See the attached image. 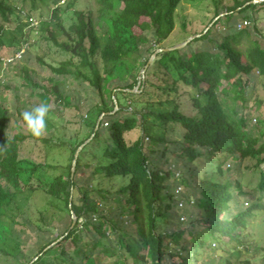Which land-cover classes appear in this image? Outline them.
<instances>
[{
  "label": "trees",
  "instance_id": "trees-1",
  "mask_svg": "<svg viewBox=\"0 0 264 264\" xmlns=\"http://www.w3.org/2000/svg\"><path fill=\"white\" fill-rule=\"evenodd\" d=\"M181 1L0 0V51L10 47V63H15L17 53L36 43L31 41L36 30L43 45L37 60L53 74L41 86L27 66L18 72L24 84L39 89L31 95L48 107L46 137L27 132L20 116L25 109L16 107L11 120L10 103L0 95V236L14 239L18 254L1 246L0 253L20 264H213L206 256L217 243L229 255L215 262L240 264L241 246L264 252L256 236L261 229L264 237V220L255 232L248 222L264 210V101L256 96L248 106L247 90L252 77L264 76V47L246 27L236 29L243 22L256 26L254 13L264 10V1L235 0L219 17L215 0L214 16L200 33L190 34L186 22L179 23L178 43L199 37L148 64L157 49L167 48ZM44 8L51 13L45 16ZM67 15L73 18L68 27ZM35 17L37 27L31 23ZM218 25L225 32L217 38ZM256 35L264 37L260 30ZM53 47L66 56L57 65L46 60ZM2 64L0 58V70ZM70 77L91 88L99 102L95 116L83 119L84 135L78 131L62 140L55 132L64 123L56 125L51 116L62 117L72 106L67 100L75 96L66 91ZM137 86L138 92L130 91ZM184 102L193 115L182 110ZM250 108L257 111L254 118ZM176 129L180 139H170L168 133ZM136 130L137 139L127 138ZM86 141L72 175L75 153ZM30 142L61 152L62 162L33 160L24 153ZM56 167L62 171L50 175L48 168ZM246 170L259 175L260 196L245 206L239 196L245 195L240 178ZM179 183L182 193L174 187ZM34 192L63 205L69 222L56 237L41 234L50 228L41 213L37 221H27L13 206L15 196ZM30 224L41 235L37 250L26 258L22 238Z\"/></svg>",
  "mask_w": 264,
  "mask_h": 264
},
{
  "label": "rangeland",
  "instance_id": "rangeland-1",
  "mask_svg": "<svg viewBox=\"0 0 264 264\" xmlns=\"http://www.w3.org/2000/svg\"><path fill=\"white\" fill-rule=\"evenodd\" d=\"M20 3V2H18ZM235 3V0H218V5H220V12L221 14L219 17H223L225 15V8L233 6ZM216 11V2L215 0H182L181 5L177 11L178 17L177 21L178 24L176 25V29L170 36V38L164 42V44L168 46H175L177 45L179 41H181V36L183 34V31L179 25V23L185 21L186 22V29L187 32L190 34H196L203 31L207 25V21L209 18H212L214 16V13ZM47 13H51V9L44 8V14L47 16ZM38 16V15H37ZM254 16L256 17V26L254 25L253 21L248 22L245 24L243 22L242 24H237L236 29H245L250 30L255 36L259 39L261 42V45L264 47V37L261 35H256L257 31L260 30L264 34V10L254 13ZM218 17V18H219ZM36 18V17H35ZM216 18L214 22L217 21ZM24 22H26L24 20ZM32 26L37 27L38 26V19H34V22H31ZM70 23H73V18L71 19L69 15L64 17V24L68 27ZM11 32H13L11 30ZM186 32V31H185ZM225 32L224 27L222 25H218L215 28V34L217 35V38L220 37ZM14 35L13 33L11 34ZM41 34L36 32V30L33 32L31 36V41H36L34 46L26 47L24 50L16 54V58H18V61L15 63H10L11 60V48L8 46H5L0 51V58L3 60L2 68L0 70V95H5V98L9 101L11 106L10 116L11 120L13 118H16V116H13L15 108L19 107L25 110H28L29 105H39V99L36 97H33L32 93L39 92L38 88H35L34 86H28L22 82L20 77L18 76V72L20 71L19 67L27 66L30 70V75L33 78L34 81L38 82L41 86H46L48 84V79L53 76L52 72L49 70L48 67L40 64V62L37 60V56L43 54V45L41 44ZM194 37V36H192ZM62 38V37H61ZM6 43L9 42L7 38H5ZM192 40H189L188 43H190ZM247 40H244L245 42ZM187 43V44H188ZM179 44V43H178ZM216 50V49H215ZM19 55V56H17ZM47 57V63L51 65H57L58 62L63 61L66 59V56L61 53V51L53 47L49 52ZM156 57V56H155ZM154 57V58H155ZM8 58V59H7ZM153 58V59H154ZM20 59V60H19ZM153 61V60H152ZM150 64V63H149ZM141 76L142 73L140 72ZM143 78V77H142ZM246 79V78H244ZM247 80V79H246ZM71 87V92H69V88ZM248 93L252 96V100H249L248 106H253L254 100L253 98L256 96H260L263 98L264 101V76L260 77H252L251 82L249 83L247 87ZM66 91L67 94H71L75 96L72 100H67L68 103L71 106V108H67L64 112V115L62 117L56 115V113H53L51 116V120L54 121V123L58 126H61V123H64V128H59L57 132H55L62 140L66 139L69 140L70 138L74 137L76 132H80L81 136L84 135V133L87 130V127H85L84 120H88V118H92L95 116V110L98 107L99 98L94 93V91L91 88H88L86 84H80L79 82H74L73 78L70 77L68 82L66 83ZM136 91H138V86L136 87ZM249 95V96H250ZM126 107L128 111H130L132 108L129 104ZM264 106V104H263ZM56 109L55 105L52 106ZM172 105L168 104L166 105V108H171ZM53 108V109H54ZM182 110L188 114L193 115V110L189 103L184 102L182 104ZM63 111V108H62ZM249 113H251L252 117L254 118V115L257 114V111L254 108H250L248 110ZM64 120V121H63ZM148 123L150 127H153L154 129H157V126H153L152 124V117H148ZM253 123H255V120L253 119ZM26 133L25 130H22ZM181 130L176 129L175 131H171L168 133V137L170 139L178 138L180 139ZM44 137L48 136L49 134L44 133ZM140 131L136 130L135 132L129 133L127 135V138L130 140L137 139L139 137ZM59 138V139H60ZM25 154H29V156L37 161V162H47L50 165L57 166L59 163L62 162V154L61 152L57 150H53L49 147H47L42 142H30L28 147L24 149ZM170 159L174 160V155L170 154ZM61 159V160H60ZM207 163V162H206ZM261 167L264 169V165H261ZM226 168H228V164L226 165ZM50 171V175L53 174H59L62 170L59 167L56 168H48ZM180 172L181 168L178 165V168L176 169V178L180 179ZM234 177V176H233ZM242 182V188L245 190V195L239 196L240 203H243L245 206L247 204H250L251 201L257 199L260 194L256 192L255 189H257V183L259 180V175L252 174L251 170H246V173L240 178ZM118 184V183H117ZM174 187L176 188V191L178 193L183 192L182 185L175 184ZM236 195V194H235ZM234 195V196H235ZM13 206H17L20 213L23 215L24 219L27 221L30 217L33 221H37L39 214L41 213L45 224H47L48 227H50L47 231L41 233L44 235L46 239H51L53 237H56L58 232V228L63 229L65 225L69 222V218L67 217L65 211L63 210V205L61 204V207H57L58 202L53 201L49 199L47 196L43 195L41 192H34V193H26L23 195H17L14 197ZM264 210L263 212L259 213L258 216L255 219H250L249 226L250 230L252 232H255L254 227L257 223H262L264 219ZM257 227H261V224L257 225ZM257 228V229H258ZM46 229V228H45ZM38 231L34 227L33 224L29 225V230L23 235L22 241L24 242L23 247L21 248V252L25 254L26 258H30L34 253L35 250H37L38 244L40 242V233H37ZM263 231L260 229L258 230V233L256 231V236L258 237V242L260 245L264 246V237L260 235ZM255 235H252L251 240L255 241L254 239ZM216 240V239H215ZM21 241V242H22ZM0 246L1 248L9 251L12 254H18L16 241L12 238H9L2 234L0 236ZM211 250L208 253V256H206V260L208 258L214 259L213 264H218V262H215L217 259H220L222 263L225 261L226 257L229 255L227 251L220 250L219 245L217 243H214L211 245ZM15 254V255H16ZM251 259V264H262L261 259L264 258V252H256V251H247L245 248L241 246V256L240 261L245 264L246 259ZM232 260L236 261L234 257H231ZM19 259L14 256H7L2 253H0V264H20ZM36 260V258L34 259ZM205 260V261H206ZM209 260V259H208ZM170 262V261H169ZM210 263V262H209ZM200 264V263H199Z\"/></svg>",
  "mask_w": 264,
  "mask_h": 264
},
{
  "label": "clouds",
  "instance_id": "clouds-1",
  "mask_svg": "<svg viewBox=\"0 0 264 264\" xmlns=\"http://www.w3.org/2000/svg\"><path fill=\"white\" fill-rule=\"evenodd\" d=\"M21 120L27 132L34 138L40 137L45 132V120L48 116V107L41 103L30 110L22 111Z\"/></svg>",
  "mask_w": 264,
  "mask_h": 264
},
{
  "label": "water",
  "instance_id": "water-1",
  "mask_svg": "<svg viewBox=\"0 0 264 264\" xmlns=\"http://www.w3.org/2000/svg\"><path fill=\"white\" fill-rule=\"evenodd\" d=\"M263 1H264V0H253V1H251L250 3H260V2H263ZM247 4H249V3H247ZM195 37H199V35H196V36H194V37H191V38H189L188 40H186L185 42L179 43V44H177V45H175V46L167 47V48H160V49H157V50L155 51V53L150 57V59H149V61H148V64L152 62L153 58H154L157 54L162 53V52H169V51H174V50H176V49L184 48V47L187 45V43L189 42V40H193ZM141 73H142V75H143V74H144V70H142ZM130 91H131V92H138V91H136V88L133 89V90H130ZM114 102H115V110H117V109H118V106H117L116 100H115ZM112 113H113V112H112ZM105 115H106V114H102V115L99 117V120H98V123H97V124H99L100 120H101ZM86 143H87V141H86L83 145H81V146L77 149V151H76V153H75V159L73 160V164H72V175H73V172H74V170H75L76 159H77V157H78V154H79L80 150L82 149V147H83ZM72 219H73V222L75 223V222H76V217H75L74 215L72 216ZM74 223H73V224H74ZM55 243H56V242H55ZM55 243H53L52 245H54ZM52 245H51V246H52ZM48 248H49V247H47L45 250H47Z\"/></svg>",
  "mask_w": 264,
  "mask_h": 264
},
{
  "label": "built area",
  "instance_id": "built-area-1",
  "mask_svg": "<svg viewBox=\"0 0 264 264\" xmlns=\"http://www.w3.org/2000/svg\"><path fill=\"white\" fill-rule=\"evenodd\" d=\"M17 56H19V55H17ZM19 58V57H18ZM11 61V60H10Z\"/></svg>",
  "mask_w": 264,
  "mask_h": 264
}]
</instances>
